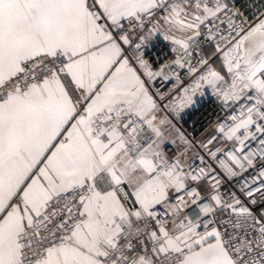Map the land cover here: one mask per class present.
Here are the masks:
<instances>
[{
	"label": "snow or ice",
	"instance_id": "1",
	"mask_svg": "<svg viewBox=\"0 0 264 264\" xmlns=\"http://www.w3.org/2000/svg\"><path fill=\"white\" fill-rule=\"evenodd\" d=\"M237 19L228 0H0V264H264V17ZM205 88L225 118L193 145L174 121Z\"/></svg>",
	"mask_w": 264,
	"mask_h": 264
},
{
	"label": "built area",
	"instance_id": "2",
	"mask_svg": "<svg viewBox=\"0 0 264 264\" xmlns=\"http://www.w3.org/2000/svg\"><path fill=\"white\" fill-rule=\"evenodd\" d=\"M228 4L233 14L239 18L237 19V23L242 20L246 27L248 25H255L264 17V0H228ZM209 49L211 48L205 46L206 52ZM142 51L144 57L154 66H158L172 58L170 43L162 36H157V34L148 41ZM216 60H214V63ZM182 80L184 86H188V77L184 76ZM178 86L179 82L168 85V89L171 90ZM151 87L155 91L157 88H164L165 86L160 81H157ZM167 94L168 92L165 91V95ZM173 99H175V96ZM166 103H170V101ZM193 104H196L197 107L191 108L190 106L185 109L174 123L179 132L183 133L193 145H199L202 141L208 140L213 135L217 123L225 118V112L216 97L212 95L211 89L208 88L204 89L203 95L197 94L194 97ZM160 114L165 115L163 111L158 113V115ZM191 150L193 153L197 151L195 147Z\"/></svg>",
	"mask_w": 264,
	"mask_h": 264
},
{
	"label": "crops",
	"instance_id": "3",
	"mask_svg": "<svg viewBox=\"0 0 264 264\" xmlns=\"http://www.w3.org/2000/svg\"><path fill=\"white\" fill-rule=\"evenodd\" d=\"M157 36H160V35L157 34ZM208 52H211V49H209ZM219 62H220V60H216L215 63H214V65L218 64ZM159 116H164V115L163 114H160ZM173 135H175V134L173 133ZM177 143H179V141ZM165 147L168 148L167 150L169 152H171L175 146L166 145ZM192 153H193V151L191 150V153L190 154H192Z\"/></svg>",
	"mask_w": 264,
	"mask_h": 264
},
{
	"label": "rangeland",
	"instance_id": "4",
	"mask_svg": "<svg viewBox=\"0 0 264 264\" xmlns=\"http://www.w3.org/2000/svg\"><path fill=\"white\" fill-rule=\"evenodd\" d=\"M214 67H215L217 70H220V69H221V62H219L218 64H216Z\"/></svg>",
	"mask_w": 264,
	"mask_h": 264
},
{
	"label": "water",
	"instance_id": "5",
	"mask_svg": "<svg viewBox=\"0 0 264 264\" xmlns=\"http://www.w3.org/2000/svg\"><path fill=\"white\" fill-rule=\"evenodd\" d=\"M196 107H197L196 104L191 105V108H196Z\"/></svg>",
	"mask_w": 264,
	"mask_h": 264
}]
</instances>
